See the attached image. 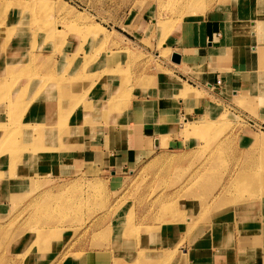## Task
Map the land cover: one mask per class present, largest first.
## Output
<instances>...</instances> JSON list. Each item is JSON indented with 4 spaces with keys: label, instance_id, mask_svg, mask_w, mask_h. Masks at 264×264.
I'll use <instances>...</instances> for the list:
<instances>
[{
    "label": "rangeland",
    "instance_id": "1",
    "mask_svg": "<svg viewBox=\"0 0 264 264\" xmlns=\"http://www.w3.org/2000/svg\"><path fill=\"white\" fill-rule=\"evenodd\" d=\"M197 1L200 7L192 13L185 0H0V264H68L69 259L107 264L109 250L124 254L125 248L130 262V250L136 247L133 258L140 259L143 252L152 258L150 253L162 247L158 236L169 225L178 237L180 221L191 224L184 227L175 251L192 242L186 238L196 232V221L203 224L229 205L241 211L259 207L264 195V102L254 93L236 100L230 92L218 93L223 105L219 117L180 120V137L194 138L193 144L167 150L150 166L125 169L118 182L109 172L102 179L39 175L32 168L33 154H50L52 141H60L59 148L73 147L85 129L98 125L103 109L107 116L114 114L134 83L142 88L148 73L166 69L169 48L164 42L182 17L228 0ZM56 53L68 57L67 65L61 67V59L56 67L50 59ZM161 71L164 80L167 71ZM36 79L39 94L53 82L60 96L73 95L70 106L62 110L60 103L58 112L55 102L35 119V96L27 93ZM67 84L74 88L69 85L68 91ZM170 84L185 97L197 94L189 85ZM80 167L75 173L83 174ZM96 169L87 165V172ZM16 180L18 186L10 184ZM106 221L112 224L106 226ZM143 231L145 240H135ZM72 234L77 242L86 238L92 248L107 244V250L69 253L64 246ZM156 254V264H169L174 256L167 246Z\"/></svg>",
    "mask_w": 264,
    "mask_h": 264
},
{
    "label": "crops",
    "instance_id": "2",
    "mask_svg": "<svg viewBox=\"0 0 264 264\" xmlns=\"http://www.w3.org/2000/svg\"><path fill=\"white\" fill-rule=\"evenodd\" d=\"M228 1L224 5H212L201 13L182 17L164 42V48H169L170 63L166 69H161L167 71L166 79H161V70L156 74L148 73L147 84L141 88V84L134 83L127 99L120 102V109H115L114 114L107 116L106 109H103V114L97 117L98 125L85 129L82 138L73 142L77 143L73 147L59 148L60 141H52L53 149L49 150L50 154L47 151L33 154L30 159L34 163V171L39 175L61 173L102 179L109 172L111 178L118 182L120 177L125 176V169L142 166L144 163L150 166L163 159L167 150H179L193 144L194 138H187L185 141L180 137L178 129L186 119L211 120L219 117L223 105L219 102L218 93L226 95L230 92L235 100L240 96L247 99L254 93L264 102V0ZM65 52L70 55L69 51ZM172 54L179 56L178 62L171 60ZM50 59L56 60V64H53L57 68L60 67L61 59V67L67 65L60 53ZM172 81L189 85L197 94L192 91L193 94L185 97V94L170 84ZM37 82L38 79L34 84H29L30 91L27 93L29 97L35 96L36 109L32 112L35 119L43 117L45 109L55 102L58 112L60 103L62 110L70 106L74 96L69 92L66 97L64 94L60 96L59 85L55 88L52 82L45 92L39 94ZM69 85L67 84L68 91ZM213 88L215 91H212ZM260 108L264 110V105ZM164 140L165 144L162 143ZM55 144L58 145L56 149ZM25 152L28 155L31 153L30 150ZM175 156L181 157L182 154L177 153ZM89 164L97 168L96 173L87 172ZM77 165L81 166L79 172L83 174L75 173ZM263 200L264 195L256 208L248 205V210L241 211V208L234 210V206L229 205L225 208L226 212L212 213L211 219L203 224L196 221V232L189 233L186 238H190L192 242L185 247L179 246L169 264H264ZM258 212L260 214L257 216ZM187 223L190 222L186 221L182 225L180 221L178 237L171 233L172 230L175 231L174 225L173 228L169 225L164 229L157 239L162 242V247H156L152 251V258L146 259L148 262L140 260L139 263L138 257L133 258L138 256L136 247L130 250V262L125 259L128 258L126 248L124 254L108 249L107 264H156V259L160 257L156 258V253L166 246L172 250L175 244H179V239L186 233L184 230L191 225ZM106 224L112 223L106 221ZM255 227H258L257 231L254 230ZM145 235L146 232H140L135 240H145ZM75 238L72 234L68 239L69 243L64 246L69 253L82 252L86 255L91 250H107L104 248L107 244L92 248L90 243L87 244L86 238L78 242ZM72 242L74 243L71 244ZM68 264L88 263L82 259H69ZM96 264H103V261H97Z\"/></svg>",
    "mask_w": 264,
    "mask_h": 264
},
{
    "label": "bare ground",
    "instance_id": "3",
    "mask_svg": "<svg viewBox=\"0 0 264 264\" xmlns=\"http://www.w3.org/2000/svg\"><path fill=\"white\" fill-rule=\"evenodd\" d=\"M188 1H189L190 3H189ZM186 2H188V5H187V6L189 7V9H188L189 12H192V13L194 12V13H195L196 11H194L193 9H196V8L200 7V6H199L200 4L198 5L199 1H197V0H185V3H186ZM5 8H6V7H5ZM3 9H4V8H3ZM1 11H2V9H1ZM1 13H2V12H1ZM2 19H3V18H2ZM0 22H1V17H0ZM5 30H6V28H5L2 32H5ZM2 34H3V33H2ZM55 51H56V50H55ZM42 54H43V52H41L39 55H42ZM33 55L36 56L37 54H33ZM33 55H32V56H33ZM39 55H38V56H39ZM35 56H33V58H34ZM49 56H50V55H49ZM65 58H66V56H65ZM66 60L69 61V60H68V57L66 58ZM86 60H87V59H86ZM30 63H31V62H30ZM63 65H64V64H63ZM27 67H28V65H27ZM28 68H29V67H28ZM28 68H27V69H28ZM28 70H29V69H28ZM28 70H27V71H28ZM178 89L181 90V91H184V90H185V89H184L183 87H181V86H179ZM187 93H189V92H186V94H187ZM102 94H103V93H102ZM93 95H96V93L93 94ZM114 98H115V97H114ZM90 103H91V102L88 101V102H87V105H91V106H92V105H93V102H92V104H90ZM95 107H96V106H95ZM228 142H229V141H228ZM259 142H260V141L258 140V141H256V142H254V144H259ZM227 144H228V143H227ZM262 144H264V143H262ZM253 146H254V145H253ZM258 146H259V145H258ZM230 147H231V146H230ZM228 148H229V147H228ZM227 176H228V175H227ZM24 179H25V178H24ZM17 180H18V179H17ZM17 180L14 181V182H12V183H10V184H11V185H14V186H18V185H17V183H18ZM223 186H224V185H223ZM244 191L247 192V188H246V190H244ZM249 191H250V190H248V192H249ZM215 196H216V195H215ZM147 204H148V203H147ZM39 233H40V235H39V234H38V235H39L40 237H43V233H41V232H39ZM176 246H177V245H174L172 248H175ZM164 248H166V247H164ZM172 248H171V249H172ZM178 249H179V247H178ZM178 249L175 250V251L171 250V252H173V254H175V253L178 251ZM164 253H166V252H164ZM164 253H163L162 255H164ZM179 253H180V252H179ZM150 254H152V253H150ZM139 255H140V259H139V257H138V261H139V260L144 261V259L149 258L148 252H143V254H140V253H139ZM165 256H166V257H169V256H170V253H169V254L166 253ZM141 261H139V263H140ZM135 262H137V261H135ZM135 262H134V263H135Z\"/></svg>",
    "mask_w": 264,
    "mask_h": 264
},
{
    "label": "water",
    "instance_id": "4",
    "mask_svg": "<svg viewBox=\"0 0 264 264\" xmlns=\"http://www.w3.org/2000/svg\"><path fill=\"white\" fill-rule=\"evenodd\" d=\"M171 60H172V61H175V62H178V61H179V56L176 55V54H172V55H171Z\"/></svg>",
    "mask_w": 264,
    "mask_h": 264
},
{
    "label": "built area",
    "instance_id": "5",
    "mask_svg": "<svg viewBox=\"0 0 264 264\" xmlns=\"http://www.w3.org/2000/svg\"><path fill=\"white\" fill-rule=\"evenodd\" d=\"M219 82V81H218Z\"/></svg>",
    "mask_w": 264,
    "mask_h": 264
}]
</instances>
